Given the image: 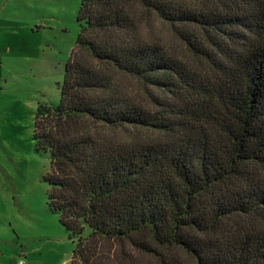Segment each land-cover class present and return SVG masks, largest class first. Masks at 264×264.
<instances>
[{"label": "trees", "instance_id": "16d2710c", "mask_svg": "<svg viewBox=\"0 0 264 264\" xmlns=\"http://www.w3.org/2000/svg\"><path fill=\"white\" fill-rule=\"evenodd\" d=\"M189 1L81 2L60 102L34 126L70 264H264V0ZM141 9L189 62L142 37Z\"/></svg>", "mask_w": 264, "mask_h": 264}, {"label": "rangeland", "instance_id": "374dc122", "mask_svg": "<svg viewBox=\"0 0 264 264\" xmlns=\"http://www.w3.org/2000/svg\"><path fill=\"white\" fill-rule=\"evenodd\" d=\"M81 2L14 0L8 15L17 23L0 29L1 264H16L20 254L26 264H70L75 248L49 206L46 177L51 160L48 154L37 151L34 126L40 104L60 102L66 65L80 33ZM137 13L145 40L190 61L186 46L171 25L143 10ZM112 76L138 102L146 99V88L138 81L115 72ZM129 134V130H122L115 135L122 140ZM176 257L181 264H195L189 256ZM141 264H156V260L147 257Z\"/></svg>", "mask_w": 264, "mask_h": 264}, {"label": "crops", "instance_id": "0c3cea01", "mask_svg": "<svg viewBox=\"0 0 264 264\" xmlns=\"http://www.w3.org/2000/svg\"><path fill=\"white\" fill-rule=\"evenodd\" d=\"M14 0H0V29L4 27V25H14L17 23V20L14 19L12 16L8 15V10H12ZM2 62L0 57V72L2 69ZM22 258V259H21ZM24 256L22 254L19 255L18 260H23ZM1 264V263H0Z\"/></svg>", "mask_w": 264, "mask_h": 264}, {"label": "built area", "instance_id": "2783aa9c", "mask_svg": "<svg viewBox=\"0 0 264 264\" xmlns=\"http://www.w3.org/2000/svg\"><path fill=\"white\" fill-rule=\"evenodd\" d=\"M16 264H26V262L24 260H20Z\"/></svg>", "mask_w": 264, "mask_h": 264}]
</instances>
